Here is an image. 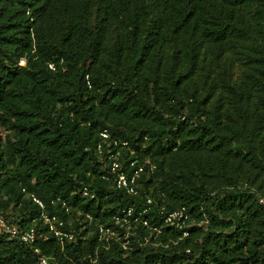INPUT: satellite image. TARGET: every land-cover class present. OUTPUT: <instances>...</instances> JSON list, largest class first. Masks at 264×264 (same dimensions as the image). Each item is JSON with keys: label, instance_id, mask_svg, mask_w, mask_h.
Wrapping results in <instances>:
<instances>
[{"label": "trees", "instance_id": "1", "mask_svg": "<svg viewBox=\"0 0 264 264\" xmlns=\"http://www.w3.org/2000/svg\"><path fill=\"white\" fill-rule=\"evenodd\" d=\"M0 127V264H264V0H0Z\"/></svg>", "mask_w": 264, "mask_h": 264}, {"label": "built area", "instance_id": "2", "mask_svg": "<svg viewBox=\"0 0 264 264\" xmlns=\"http://www.w3.org/2000/svg\"><path fill=\"white\" fill-rule=\"evenodd\" d=\"M49 67L51 69H54V66L52 64H49ZM101 136L106 139L109 137V134L106 130L102 131ZM105 141V140H104ZM107 144H109L107 142ZM114 144H116V141H114ZM123 145H126L125 142L122 143ZM97 150L99 153L102 152V145L98 144ZM106 152H109L108 157L106 158V168L107 172L104 175L106 179H110L112 181L113 186L125 192L129 195H136L137 194V186H138V180L140 178L141 173L144 171V165L139 164L137 165L136 159H131L128 165L123 166V164L117 159V153H111L110 150H107ZM133 168V170H131ZM87 194V191H84V195ZM32 196V200L35 204H37L42 210H44V203L43 201L34 196ZM54 202V200L52 201ZM147 204H151L152 200L148 198L146 200ZM150 207L144 208V211L146 209H149ZM159 213L163 215L164 222L168 226H174L177 229L184 228L187 226V220H188V213L186 212V209L184 207L174 209L168 212H165L163 209V206H159ZM122 214L116 216V222L119 223H126L128 222V216H132L133 213V207L128 206L122 209ZM42 219L43 224L45 227V230L47 232L52 233L60 242H63L64 238H67L68 240L73 239V234L69 231H66L65 228V221H63L59 216L55 214H48L46 212H42ZM137 217L133 218V221H136ZM144 225H147V221L143 220L142 222ZM9 234L12 237H18L21 241L24 243H31L36 239V237L44 236L43 232L37 231L34 222L33 224L25 229V230H19L16 225L11 224L9 226ZM159 232V231H158ZM187 232L183 231V235H186ZM116 235V231L111 228L110 226H104L100 225L98 227V238L99 240H105L108 241L111 237ZM39 264H46L47 260L45 257L41 256L39 258Z\"/></svg>", "mask_w": 264, "mask_h": 264}, {"label": "rangeland", "instance_id": "3", "mask_svg": "<svg viewBox=\"0 0 264 264\" xmlns=\"http://www.w3.org/2000/svg\"><path fill=\"white\" fill-rule=\"evenodd\" d=\"M20 64H24V61L23 60H21L20 61ZM6 133H8V130H4V127H0V134L2 135V136H5V134ZM8 212H9V214H16V211L14 210V208H10L9 210H8ZM14 216V218H16V216L15 215H13ZM188 224H192V221H189L188 222ZM11 224H9L8 223V221H6V220H3V218L0 216V234H2V233H4V232H8L9 231V226H10ZM9 233V232H8ZM149 240V236H147L146 238H145V241H148Z\"/></svg>", "mask_w": 264, "mask_h": 264}]
</instances>
